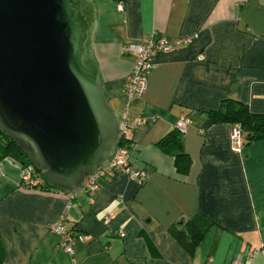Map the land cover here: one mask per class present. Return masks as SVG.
I'll list each match as a JSON object with an SVG mask.
<instances>
[{"label": "crops", "instance_id": "obj_1", "mask_svg": "<svg viewBox=\"0 0 264 264\" xmlns=\"http://www.w3.org/2000/svg\"><path fill=\"white\" fill-rule=\"evenodd\" d=\"M91 1L93 53L119 118L134 62L126 46L151 35L171 44L190 40L155 58L143 98L128 106L129 118L146 120L125 135L131 166L146 172L145 183L117 175L96 193H75L65 213L67 191L22 188L21 166L2 160V264H264L254 254L264 251V140L237 153L230 124L202 126L206 112L226 100L264 115V0ZM181 117L193 120L182 135L191 159L186 175L155 146ZM63 215L68 231L89 237L72 255L51 231ZM196 216L212 226L190 252L171 229L183 230Z\"/></svg>", "mask_w": 264, "mask_h": 264}, {"label": "water", "instance_id": "obj_2", "mask_svg": "<svg viewBox=\"0 0 264 264\" xmlns=\"http://www.w3.org/2000/svg\"><path fill=\"white\" fill-rule=\"evenodd\" d=\"M91 0H0V132L51 188L77 193L118 144Z\"/></svg>", "mask_w": 264, "mask_h": 264}, {"label": "built area", "instance_id": "obj_3", "mask_svg": "<svg viewBox=\"0 0 264 264\" xmlns=\"http://www.w3.org/2000/svg\"><path fill=\"white\" fill-rule=\"evenodd\" d=\"M121 8V5H119L120 10ZM189 43V39H183L177 41L175 44H171L163 37L151 35L140 44H128L126 46V52L133 55L134 62L122 91L126 102L124 103V113L120 118L119 142L122 138H125L127 131L138 129L146 123V120L143 118H129L128 106L131 100L143 98L147 88V75L155 68V58L160 54L171 52L177 47L188 45ZM198 60H203V57L200 56ZM191 124V118L181 117L178 119L175 129L181 135H184L187 127ZM231 141L233 143V151L240 153L243 148V136L238 128H232ZM119 142L114 147L111 156L104 166L98 168L94 174L85 178L80 191H84L87 194L96 193L100 191L108 181L112 180L117 175H125L140 186L145 183L146 172L135 169L131 166L130 149L125 146H119ZM34 172L35 169L32 165H28L25 168L21 167L20 187L29 190H37L39 188L40 182L38 178L34 177ZM74 194L75 193L73 192H66L65 194L68 199L65 213L71 206L70 202L74 199ZM64 215L53 225L51 231L60 237L58 248L65 253L72 255L73 245L77 242H86L89 240V237L87 235L75 234L68 231L64 224ZM109 220V218H106L105 223H108ZM120 236L122 237L123 235L121 234ZM259 253L264 256V251L254 252V254Z\"/></svg>", "mask_w": 264, "mask_h": 264}, {"label": "trees", "instance_id": "obj_4", "mask_svg": "<svg viewBox=\"0 0 264 264\" xmlns=\"http://www.w3.org/2000/svg\"><path fill=\"white\" fill-rule=\"evenodd\" d=\"M206 116V120L202 124L203 128H208L215 124H230L232 128H238L241 131L243 146L264 140V115L251 113L248 107L242 103L230 100L223 101L219 110L208 111ZM119 146L128 148L126 138L120 140ZM155 146L162 153L174 158V167L179 174L186 175L188 173L191 159L184 152L182 135L176 129L160 139ZM7 158L16 161L22 168L31 165L26 154L20 151L8 137L0 132V162ZM34 177L38 178L40 182L37 190L47 192L62 190L61 188L49 187L42 175L37 171L34 172ZM211 226L212 223L207 219L202 216H196L183 224V230H177V228L173 227L171 233L187 250L192 252L201 244ZM3 256L4 250L0 241V264H2Z\"/></svg>", "mask_w": 264, "mask_h": 264}]
</instances>
